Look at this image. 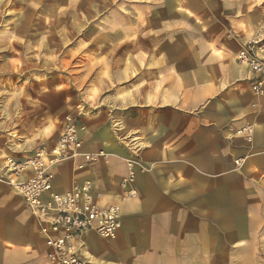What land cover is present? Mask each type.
<instances>
[{
  "label": "crops",
  "instance_id": "1",
  "mask_svg": "<svg viewBox=\"0 0 264 264\" xmlns=\"http://www.w3.org/2000/svg\"><path fill=\"white\" fill-rule=\"evenodd\" d=\"M122 1L129 7L113 14H143L144 69L135 80L142 85L107 105L117 121L106 132L93 120L80 133L84 152L105 157L81 170V158L57 164L54 189L63 193L90 179L98 200L121 204L123 223L113 238L84 232L77 251L85 264L227 257L234 245L264 237V96L253 94L251 72L236 58L264 31V0ZM246 126L251 140L237 133ZM129 157L148 167L137 175L135 198L119 185ZM47 251L22 196L0 181V264H49Z\"/></svg>",
  "mask_w": 264,
  "mask_h": 264
},
{
  "label": "rangeland",
  "instance_id": "2",
  "mask_svg": "<svg viewBox=\"0 0 264 264\" xmlns=\"http://www.w3.org/2000/svg\"><path fill=\"white\" fill-rule=\"evenodd\" d=\"M128 7L122 0H0V141L22 150L12 154L56 139L67 115L82 135L93 120L102 121V133L117 121L107 105L139 90L144 69L143 14H113ZM252 238L259 241L196 264H264V237Z\"/></svg>",
  "mask_w": 264,
  "mask_h": 264
},
{
  "label": "built area",
  "instance_id": "3",
  "mask_svg": "<svg viewBox=\"0 0 264 264\" xmlns=\"http://www.w3.org/2000/svg\"><path fill=\"white\" fill-rule=\"evenodd\" d=\"M236 58L251 72V91L264 96V31L250 36ZM237 133L251 140L252 127L246 126ZM84 143L76 119L67 115L62 121L58 139L38 145L30 154L17 156L5 151L0 141V161L3 170L0 181L7 183L24 199L36 218L48 246L50 264H85L76 248V240L84 232H94L101 238H113L122 227V206L119 202L102 203L95 193L94 183L86 179L71 189L59 193L54 189V167L64 161L76 163L81 170L86 164L105 157L104 151L84 152ZM148 167L138 158L127 159V175L120 188L126 198L138 196L136 179Z\"/></svg>",
  "mask_w": 264,
  "mask_h": 264
}]
</instances>
